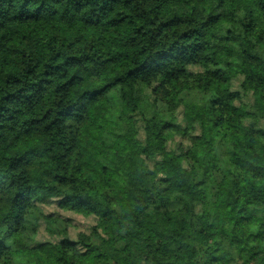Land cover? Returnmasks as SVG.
Wrapping results in <instances>:
<instances>
[{
	"label": "trees",
	"instance_id": "obj_1",
	"mask_svg": "<svg viewBox=\"0 0 264 264\" xmlns=\"http://www.w3.org/2000/svg\"><path fill=\"white\" fill-rule=\"evenodd\" d=\"M0 264H264V0H0Z\"/></svg>",
	"mask_w": 264,
	"mask_h": 264
},
{
	"label": "rangeland",
	"instance_id": "obj_2",
	"mask_svg": "<svg viewBox=\"0 0 264 264\" xmlns=\"http://www.w3.org/2000/svg\"><path fill=\"white\" fill-rule=\"evenodd\" d=\"M44 211L47 214H52L55 213L59 217H64L67 219H71L73 221V227L70 229L71 230V238L76 240L77 239V234L81 231L83 232H89L90 228L95 224V221L93 218H86L81 215H77L75 213L71 212H64L61 211L57 204H52L50 206H45ZM45 225L43 223L40 235L38 240L39 241H54L57 238H52L49 237L46 232H45Z\"/></svg>",
	"mask_w": 264,
	"mask_h": 264
}]
</instances>
